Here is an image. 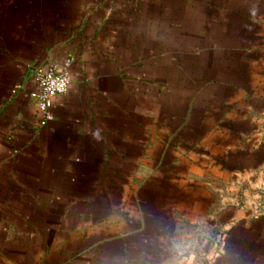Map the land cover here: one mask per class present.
Wrapping results in <instances>:
<instances>
[{
	"label": "crops",
	"instance_id": "crops-1",
	"mask_svg": "<svg viewBox=\"0 0 264 264\" xmlns=\"http://www.w3.org/2000/svg\"><path fill=\"white\" fill-rule=\"evenodd\" d=\"M189 261L264 264V0H0V264Z\"/></svg>",
	"mask_w": 264,
	"mask_h": 264
},
{
	"label": "built area",
	"instance_id": "built-area-1",
	"mask_svg": "<svg viewBox=\"0 0 264 264\" xmlns=\"http://www.w3.org/2000/svg\"><path fill=\"white\" fill-rule=\"evenodd\" d=\"M74 59L67 57L61 64L46 62L32 67V77L37 84V90L31 94L38 111L43 116V121L52 119V100L55 96L64 94L70 84V68ZM64 83L65 89L59 90V85ZM17 88L11 90L16 93Z\"/></svg>",
	"mask_w": 264,
	"mask_h": 264
},
{
	"label": "clouds",
	"instance_id": "clouds-1",
	"mask_svg": "<svg viewBox=\"0 0 264 264\" xmlns=\"http://www.w3.org/2000/svg\"><path fill=\"white\" fill-rule=\"evenodd\" d=\"M64 89H65V85H64V83H61V84L59 85V90L63 91ZM93 137H94V139H96L97 141L100 140V137H99L98 135H96L95 133H93ZM181 264H182V262H181ZM189 264H191V261H189Z\"/></svg>",
	"mask_w": 264,
	"mask_h": 264
}]
</instances>
